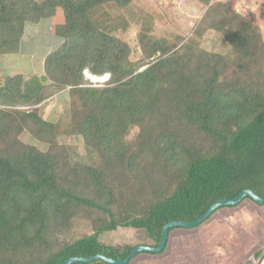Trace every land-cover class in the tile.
<instances>
[{"label": "trees", "instance_id": "16d2710c", "mask_svg": "<svg viewBox=\"0 0 264 264\" xmlns=\"http://www.w3.org/2000/svg\"><path fill=\"white\" fill-rule=\"evenodd\" d=\"M133 1L0 0V56L19 54L26 24L50 21L55 37L41 73L0 75V264L123 259L136 245L100 234L132 228L138 244L156 246L165 225L194 221L218 200L247 189L264 197L259 27L221 0H193L202 13L190 34L156 35ZM133 28L134 50L122 35ZM207 31L224 51L203 47ZM85 70L108 80L93 86ZM45 88L67 89L62 119L43 117ZM246 198L264 206L238 203ZM195 227L170 226L167 240Z\"/></svg>", "mask_w": 264, "mask_h": 264}, {"label": "rangeland", "instance_id": "374dc122", "mask_svg": "<svg viewBox=\"0 0 264 264\" xmlns=\"http://www.w3.org/2000/svg\"><path fill=\"white\" fill-rule=\"evenodd\" d=\"M221 1L225 2L234 10L235 4L238 2V0ZM192 2L193 0H134L133 4L145 11L147 14L152 15V32L154 34L169 36L174 33L185 35L190 34L191 28H193L195 22L199 19L202 13V8L200 9V6H197ZM241 7L246 8V11L241 12L240 14L248 17L251 22L259 27L264 39V0H244ZM253 9H255V11H253ZM136 31L137 28H133L132 30L130 29L126 33L122 34L124 40L129 43L132 50L136 49ZM53 36L50 21L44 20L43 22H39L37 24H26L21 38L22 47L19 54H4L0 56V75L6 71L8 74H22L25 70L41 73L45 55L55 46V44L50 41L55 38ZM202 45L205 48L220 52L224 51L226 47V43L220 33L214 31H207L205 33L202 39ZM134 54L135 52L133 51L131 56ZM91 75L92 74H90L87 70L83 73L84 78L93 86L104 84L109 77V75L103 74L104 76L106 75V78L103 80H93L90 78ZM44 95L47 102H45V105L43 106V117L48 120L62 119V117H64V113L62 111L68 106L67 89L56 91L53 88H45ZM134 131V129L130 130L129 137L133 135ZM20 138L26 143L37 145L40 148L44 147L43 144L38 143L30 134L26 132H23L20 135ZM62 141L71 148H75L74 150L78 157L81 156V158L86 162L93 163L95 161V157H93L92 152H90V155L87 150L83 149L82 143L78 139H75L72 136H62ZM222 213H226V217H219L218 220L219 222L221 221L226 224L225 220L228 219L229 224L226 227L221 226V228H217L218 226L215 225L214 227L210 226L206 229L208 226H203L204 222H202L200 224L201 226H199L201 228L199 229L197 236L198 238L204 240L208 239V235L209 237L210 235L213 236L211 233H217L219 235V241L217 243L214 242L215 245H218L215 247L216 251L220 255L226 256L225 252L228 251L224 252V247H228L229 245L227 240H230L233 244L236 240H245L246 238L249 240L251 238L250 236H252V238L256 236L257 222H259L261 218H263L262 221H264V206H254L253 203L246 198L235 206L226 207V209L223 210H217L216 213L211 216V219L217 214L221 216ZM196 228L194 229L197 230ZM192 231L193 230L190 229L171 231L168 236L166 248L161 254L151 255L148 253H142V255L134 257L129 264H138L144 259V262H146L145 264H157L160 260L157 261L156 259L162 258L166 255H168L167 260H171L170 264H186L182 263V260L187 258V252L184 247L186 240L185 242L183 241L186 239L184 236H190L194 233ZM260 233L262 232L260 231ZM263 237L264 234L260 237L261 241H264ZM142 238V235L132 228H121L116 231L103 232L99 236V240L108 244L131 243L136 246L143 245L138 244L139 242L144 241ZM193 238L197 240L196 236H193ZM196 247L199 248V245ZM205 247L207 248V252H211L214 249V245L211 243L206 244ZM198 248L194 249L195 253H198ZM190 250L192 252L193 248H190ZM207 252L205 251V253ZM195 255L198 257L201 256L200 254ZM146 258H152L150 260H153L155 263L150 262L149 260L147 262ZM208 258H212V261L214 262L217 261V259L213 256H209Z\"/></svg>", "mask_w": 264, "mask_h": 264}, {"label": "crops", "instance_id": "0c3cea01", "mask_svg": "<svg viewBox=\"0 0 264 264\" xmlns=\"http://www.w3.org/2000/svg\"><path fill=\"white\" fill-rule=\"evenodd\" d=\"M223 209H226V207ZM219 217L221 218L226 217V213H222L221 216L217 214L214 218L212 219L210 218V220L205 221L204 222L205 225L203 224V226L206 227L207 225L208 227H206V229H208L210 226L214 227L215 225L218 226L217 228H221V226L226 227L229 224L228 219L225 220L226 222L225 224V223H222L221 221L219 222L218 220ZM262 220L263 218H261L260 221L257 222V228H256L257 233H256V236H254L253 238L252 236H250L251 238L249 240L247 238L245 240H241V239L236 240L233 244L230 240L229 241L227 240V242H229V245L228 247L224 248V252L228 251V252H225L226 256L220 255L216 251L215 247L218 245H215L214 242L217 243L219 241L218 239L219 235L217 233H211L213 234V236L210 235L209 237L208 235L207 236L208 239L202 240L201 238H198L197 236L199 233V229L201 228L199 226L201 225L197 226V228L195 227L197 230H195L194 228L190 229V230H193L192 232L194 233L191 234L190 236H184L186 239H184L183 242H185L186 240V243H184L185 244L184 247L187 252V255H186L187 258L183 259L182 263H186V264H214V263L215 264H245V263L264 264V241L260 240V237L264 234V221ZM177 230H180V229H177ZM260 231L262 233H260ZM193 236H196L197 240H195ZM209 243L214 245V249L211 252H207V248L205 247L206 244H209ZM197 245H199V248L196 247ZM190 248H193L192 252ZM195 248H198V253L194 252ZM205 251L207 253H205ZM193 253L200 254L201 256L198 257ZM138 255H142V253H139ZM151 255H159V254H151ZM209 256H213L214 258L217 259V261L216 262L212 261V258H208ZM167 258H168V255L162 258L156 259L157 261L160 260V262L157 264H170L171 260H167ZM150 259L152 258H146V261L148 262L149 260L150 262L155 263L153 260H150ZM144 261L145 259L141 260L138 264H145L146 262Z\"/></svg>", "mask_w": 264, "mask_h": 264}, {"label": "water", "instance_id": "95a60500", "mask_svg": "<svg viewBox=\"0 0 264 264\" xmlns=\"http://www.w3.org/2000/svg\"><path fill=\"white\" fill-rule=\"evenodd\" d=\"M245 196L250 197L254 202H256L258 204H264V197L257 196L251 190H248V189L247 190H243L236 197H234L232 199H221V200L216 201L215 203H213L207 209V211L204 214H202L200 217H198L194 221H191V222H171V223H168L167 225H165L163 227L161 240H160L159 244L156 245V246L137 245L123 259H111V258H107V257H104V256H89V257H85V258L84 257H73V258L67 259L63 264H70L73 261H91V260H94L96 258H101L102 260H104V261H106L107 263H110V264H127L134 257V255L137 254L138 252H142V251H144V252H150V253H159V252H162L164 250V247H165L166 241H167V229L170 226H173V225H181V226H187V227H192V226L195 227L198 224L202 223L207 217H209V215L212 213V211L214 209H216L219 205H236ZM208 220H206V221H208ZM224 248H226V247H224Z\"/></svg>", "mask_w": 264, "mask_h": 264}, {"label": "clouds", "instance_id": "9594fccd", "mask_svg": "<svg viewBox=\"0 0 264 264\" xmlns=\"http://www.w3.org/2000/svg\"><path fill=\"white\" fill-rule=\"evenodd\" d=\"M244 0H238V2L235 4V11L237 13H241L246 11V8H242L241 5L243 4ZM253 11H255V9H253ZM108 75V74H106ZM164 251V250H163ZM142 253H146V252H142Z\"/></svg>", "mask_w": 264, "mask_h": 264}, {"label": "bare ground", "instance_id": "6f19581e", "mask_svg": "<svg viewBox=\"0 0 264 264\" xmlns=\"http://www.w3.org/2000/svg\"><path fill=\"white\" fill-rule=\"evenodd\" d=\"M90 78H92L93 80H103L104 78H106V75H101V76H95V75H91Z\"/></svg>", "mask_w": 264, "mask_h": 264}, {"label": "flooded vegetation", "instance_id": "af4514ba", "mask_svg": "<svg viewBox=\"0 0 264 264\" xmlns=\"http://www.w3.org/2000/svg\"><path fill=\"white\" fill-rule=\"evenodd\" d=\"M168 241V240H167ZM167 243V242H166ZM167 245V244H166ZM166 245H165V247H164V250H165V248H166ZM162 252H159V253H150V254H161ZM250 262V261H249ZM245 264H251V263H245Z\"/></svg>", "mask_w": 264, "mask_h": 264}]
</instances>
